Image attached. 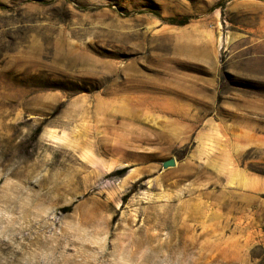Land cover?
Wrapping results in <instances>:
<instances>
[{"label":"rangeland","instance_id":"rangeland-1","mask_svg":"<svg viewBox=\"0 0 264 264\" xmlns=\"http://www.w3.org/2000/svg\"><path fill=\"white\" fill-rule=\"evenodd\" d=\"M0 264H264V0H0Z\"/></svg>","mask_w":264,"mask_h":264},{"label":"trees","instance_id":"trees-1","mask_svg":"<svg viewBox=\"0 0 264 264\" xmlns=\"http://www.w3.org/2000/svg\"><path fill=\"white\" fill-rule=\"evenodd\" d=\"M221 5L216 6V8H219ZM154 12V14H157V16H159L160 18H162L165 22L169 23V24H174V25H179V26H183L186 25L190 22V16L188 15H178V16H174V17H170V18H163L161 17V15L159 13H157L156 11H152ZM128 171V167H125L121 172L120 175H124L126 174ZM71 207H64L63 210L64 211H69Z\"/></svg>","mask_w":264,"mask_h":264},{"label":"water","instance_id":"water-1","mask_svg":"<svg viewBox=\"0 0 264 264\" xmlns=\"http://www.w3.org/2000/svg\"><path fill=\"white\" fill-rule=\"evenodd\" d=\"M168 164L174 165V164H176V161L174 159H171V160L168 161Z\"/></svg>","mask_w":264,"mask_h":264}]
</instances>
